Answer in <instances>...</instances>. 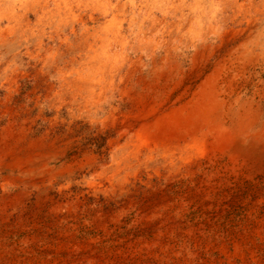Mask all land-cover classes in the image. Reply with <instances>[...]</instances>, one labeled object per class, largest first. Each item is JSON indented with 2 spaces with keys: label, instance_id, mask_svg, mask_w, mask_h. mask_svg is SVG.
Instances as JSON below:
<instances>
[{
  "label": "bare ground",
  "instance_id": "6f19581e",
  "mask_svg": "<svg viewBox=\"0 0 264 264\" xmlns=\"http://www.w3.org/2000/svg\"><path fill=\"white\" fill-rule=\"evenodd\" d=\"M32 75L52 126L85 114L94 148L105 146L108 158L91 164L92 194L123 198L119 216L139 211L141 194L152 199L140 222L154 234L125 264H264V191L241 204L249 225L220 233L176 223L264 163V0H0V94L11 101ZM38 159L25 163L50 170L49 157ZM210 171L222 175L208 180ZM78 212L69 202L56 216ZM91 216L109 228L105 213Z\"/></svg>",
  "mask_w": 264,
  "mask_h": 264
},
{
  "label": "rangeland",
  "instance_id": "374dc122",
  "mask_svg": "<svg viewBox=\"0 0 264 264\" xmlns=\"http://www.w3.org/2000/svg\"><path fill=\"white\" fill-rule=\"evenodd\" d=\"M19 82L23 88L11 101L0 94V264L71 262L82 257L125 264L127 250L154 234L152 229L145 233L151 225L140 222V214L152 199L141 194L139 211L132 209L119 216L126 205L123 198L116 203L113 195L94 196L89 187L94 178L91 164L100 163L108 154L101 152L105 146L94 148L97 133L89 130L86 115L65 113L60 120L64 125L52 126L55 113L50 102L44 101L42 83L33 75L28 86L21 79ZM142 91L139 84L133 97L138 94L140 99ZM87 101L85 105L92 107V99ZM137 105L138 101L132 109ZM41 106L50 113L48 122L43 121ZM46 156L51 160L50 170H40L43 164L37 165V160L25 163L40 157L42 162ZM246 173V178H232L218 186L214 199L206 196L205 208L195 202L184 207L187 213L184 219L177 216L176 223L190 220L195 230L215 227L220 233L242 223L249 225V211L241 204L264 191V163L251 170V177ZM221 175L210 171L205 176L209 180ZM199 186L184 196L191 197ZM69 202L75 203L78 215L58 218L56 210ZM95 212L105 213L108 229L95 223L91 216ZM174 232L178 234V228ZM73 249L76 252L71 253Z\"/></svg>",
  "mask_w": 264,
  "mask_h": 264
}]
</instances>
